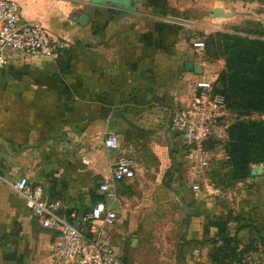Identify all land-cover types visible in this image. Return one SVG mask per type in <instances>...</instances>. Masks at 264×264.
Returning a JSON list of instances; mask_svg holds the SVG:
<instances>
[{"label": "crops", "instance_id": "crops-1", "mask_svg": "<svg viewBox=\"0 0 264 264\" xmlns=\"http://www.w3.org/2000/svg\"><path fill=\"white\" fill-rule=\"evenodd\" d=\"M15 1L21 6L24 21L46 27L53 37L65 38L70 47L55 58H25L12 52L0 70V264H60L53 255L57 232L43 228L32 217L11 184L25 176L42 185L48 200L88 210L104 198L97 186L111 174L110 160L104 155L114 150H107L102 141L108 132L128 139V144L120 147L124 155L137 154L138 159L147 155L150 162L146 168L155 173L153 180L148 173L144 184L151 186V194L124 190L129 181L144 176L132 159L135 176L114 182L113 196L105 199L117 210L118 219L105 228L103 236L116 250L121 264H187L189 253L197 256L202 249L198 239L203 236V219L210 214L228 218L239 210L247 223L236 230V235L250 236L255 230L264 235V170L247 179L237 207L229 202L223 205L217 195H207L200 186L192 191L194 179L190 176L173 179L179 189L173 194L165 192L161 182L162 172L170 166L172 171L182 168L177 153L180 143L174 134L175 145L168 143V132L149 131V125L152 129L156 123L153 112L157 106L162 109L157 117L167 120L165 110L169 106L187 105L193 81L204 77L196 73L197 53L187 45L186 26L190 24L183 19L189 13L194 15L201 1L129 0L127 7L101 0ZM80 13L89 17L86 25L77 23ZM31 88L54 95L81 91L83 101H11ZM78 122L83 124L78 134L83 146L77 147L81 157L74 155L75 145L69 156L65 147L44 141L59 130V123L65 130ZM143 122L147 133L141 131ZM156 138L163 141L156 143ZM156 157L157 163L153 161ZM10 195L20 198L22 208L10 204ZM178 203L193 208L184 209L183 217L178 216L181 222L176 233L171 219L175 214L172 207ZM153 208L161 224L159 230L150 228L155 224ZM16 224L20 242L14 251L3 252L2 245L4 250L11 243H2L1 238Z\"/></svg>", "mask_w": 264, "mask_h": 264}, {"label": "rangeland", "instance_id": "rangeland-1", "mask_svg": "<svg viewBox=\"0 0 264 264\" xmlns=\"http://www.w3.org/2000/svg\"><path fill=\"white\" fill-rule=\"evenodd\" d=\"M199 1H201V4L197 6L194 15L189 13L188 16L183 18L190 24L186 26L188 31L187 45L193 47L197 53L196 73L202 74L204 76L202 79L211 82L213 87L212 92L222 95L225 101L224 95L220 92L221 84L218 80L220 72L226 69L227 55L221 47L211 42L210 37L217 31H223L249 39L264 41V0H197V3ZM187 4L189 9V3ZM196 41H202L204 43L203 50H198L194 46V42ZM190 67L189 64L187 68ZM192 69H195L194 66ZM196 81L197 80H194L191 85L190 101H194L197 95ZM185 86H187V83ZM40 93V91L31 88L26 93L13 97L11 101H83L81 91L69 95L66 92H59L57 95L45 91ZM0 101L3 100L0 99ZM5 101H8V99L6 98ZM171 107L169 106V109L167 108L165 113L181 108L179 106H174L176 108ZM155 110L153 113L156 115V123H153L152 129V125H149V131L168 132V143L170 142L172 145H175L173 142V131L169 127L168 129L164 128L165 124L168 125V117L167 120L161 119L160 116L157 117L158 112L160 113V110L162 111L161 107L157 106ZM215 111L219 113V115L215 116V122L212 124L209 134L198 149L199 153H202L203 158L207 160V165L200 169H194V165L189 158L190 153L186 152L181 145L177 144V153L180 155V166L182 168L178 171H172V166H170L169 169L162 172L163 174L160 178L162 179L161 182L164 185L165 192L170 190L169 192L173 194L175 191L179 192L178 186L173 184V179L177 176V178L184 180L190 176L191 179H194L190 186L192 191L196 188L198 189L200 186L207 195L211 193L217 195L221 199L223 205L229 202V204L231 203L237 207V201L242 193V187L247 185V179L250 178L252 174L264 170V160L251 163L247 166V171L244 175H233V166L228 158L229 144L231 142L228 129L230 124L236 119H264V113H261L258 109L247 108L244 104L236 106V108H230L226 102L223 109H215ZM125 115H127L126 112ZM148 115L150 116V112H148ZM145 124L146 122H143L141 131L147 133L146 129L148 127ZM82 125V122H78L75 124L74 128H64L65 130H62L61 124L59 123V130H57V132H52L54 136L45 137L44 141H48V144L52 146L65 147L67 149L65 155L70 156V154L72 155L74 153L75 156L81 157V150H78L77 147L83 146V138L81 135H78L82 132ZM62 133L64 134L62 135ZM56 134L58 136H56ZM73 134H75V136ZM113 134H115L114 139L109 138V132L106 133L105 137L102 139L103 145L107 150L110 149L107 145V140L111 141L110 147L111 150H114L113 153L110 152V154L109 151H106L104 155L105 158L110 160L111 169L121 157L126 155L122 153L123 151H120V147L124 144H128L127 138H119V136L116 137L117 133ZM160 141H163V139L156 138V143ZM138 142L145 145L142 140ZM73 145H75V152L72 153V151H74L72 150ZM141 156L140 158L142 159H138L139 157L137 154L128 155L131 160L137 161L135 167L138 168L139 174L142 172L144 176L138 175L137 178L139 181H129L124 190H133V192L140 193V195H147L151 194V186L146 187V185H144L147 183L146 175H148V173L151 174L149 179L153 180L155 173L149 172L146 168L147 163L150 162L147 155ZM153 161L157 163L158 158H154ZM11 188H13L12 184ZM211 188H213V190ZM157 193L155 192V195H158ZM173 199L175 198L173 197ZM9 200L10 204L14 205L16 208H22V202L18 196L10 195ZM191 208H193V205L186 203L183 205L179 203L173 205L172 210H175V214L171 219L173 224L172 231L178 233L181 222L178 216L182 215L183 217V210H189ZM151 212L153 214L152 220H155V224L152 223L150 228L155 227L159 230L161 224H158V218L154 215L156 214L155 208H153ZM240 215L241 211L239 210L230 214L228 218L216 217L214 214L207 215L206 218L203 219V236L201 240L198 239L202 244V249L198 250L197 256L189 253L187 264H264V235L260 234L258 230H255L250 236L238 237L236 235V230L247 223L243 222ZM210 221L215 223L213 227L208 225ZM250 221H253V217L249 222ZM224 237L235 238V240L224 241ZM9 242L11 246L6 247H10V250L14 251L15 247L20 242L19 232L16 228H13Z\"/></svg>", "mask_w": 264, "mask_h": 264}, {"label": "built area", "instance_id": "built-area-1", "mask_svg": "<svg viewBox=\"0 0 264 264\" xmlns=\"http://www.w3.org/2000/svg\"><path fill=\"white\" fill-rule=\"evenodd\" d=\"M194 46L203 50L204 43L196 41ZM69 47L65 38L53 37L46 27L24 21L17 1L0 0V70L9 62L12 52L25 58H55ZM196 88L194 101L168 112L167 126L190 153L194 169H200L207 165V160L198 149L209 134L215 116L219 115L215 109H223L225 101L222 95L212 92V83L207 80H197ZM109 138L114 139L115 135L110 133ZM110 143L107 140L108 147ZM132 167L128 156L121 157L113 165L111 174L98 183V193L104 198L85 211L68 208L58 200H48L42 185L30 182L25 176L15 180L12 187L32 217L43 228L57 232L58 243L53 255L60 264H121L116 250L103 236L105 228L113 226L118 219L117 210L105 199L113 196L114 182L135 176Z\"/></svg>", "mask_w": 264, "mask_h": 264}, {"label": "trees", "instance_id": "trees-1", "mask_svg": "<svg viewBox=\"0 0 264 264\" xmlns=\"http://www.w3.org/2000/svg\"><path fill=\"white\" fill-rule=\"evenodd\" d=\"M227 55L226 69L219 74L220 92L230 108L244 104L264 113V41L217 31L210 37ZM228 158L233 175H244L251 163L264 160V119H236L230 124ZM245 147V148H243ZM213 227L215 223L208 224ZM18 224L14 225L17 229ZM11 233L2 236L7 244ZM235 238L224 237V241ZM2 246L3 252L10 249Z\"/></svg>", "mask_w": 264, "mask_h": 264}, {"label": "water", "instance_id": "water-1", "mask_svg": "<svg viewBox=\"0 0 264 264\" xmlns=\"http://www.w3.org/2000/svg\"><path fill=\"white\" fill-rule=\"evenodd\" d=\"M110 2L111 4L114 5H121V6H128L127 3L129 0H101L100 3H106ZM76 21L80 25H86L89 21V17L85 13H80L78 17L76 18ZM188 66V64H186ZM191 68V67H190Z\"/></svg>", "mask_w": 264, "mask_h": 264}]
</instances>
